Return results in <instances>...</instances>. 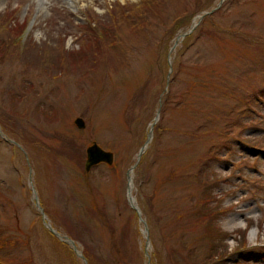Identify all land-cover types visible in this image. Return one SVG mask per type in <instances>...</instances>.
<instances>
[{
  "label": "rangeland",
  "instance_id": "1",
  "mask_svg": "<svg viewBox=\"0 0 264 264\" xmlns=\"http://www.w3.org/2000/svg\"><path fill=\"white\" fill-rule=\"evenodd\" d=\"M218 1L0 0L22 44L19 58L0 56L3 263L83 264L39 219L34 189L48 222L92 264H147V235L150 264H201L214 244L212 264H264V0H226L204 17L178 43L166 91L175 38ZM139 15L150 19L133 37ZM86 26L130 47L95 53ZM159 109L132 173L144 225L127 176ZM94 143L114 162L86 173ZM200 176L221 206L211 222L196 213L210 186Z\"/></svg>",
  "mask_w": 264,
  "mask_h": 264
},
{
  "label": "trees",
  "instance_id": "2",
  "mask_svg": "<svg viewBox=\"0 0 264 264\" xmlns=\"http://www.w3.org/2000/svg\"><path fill=\"white\" fill-rule=\"evenodd\" d=\"M213 16H211V18ZM0 17H1L0 34L8 36L9 38L12 37V40H10L9 42H5L4 44H2V46H0V56H1V58H3V57H7L8 54L13 53V54H15V56L20 57V53H21L20 49H21V45H22L21 42H19V40H18V38L20 36H14L11 32H9V30H8L9 22H4V16L3 15L0 16ZM182 18L183 17H181V19ZM137 19L138 20L134 19V21L138 22V26H137L138 29L137 28H132L131 29V32L134 33L133 37H138V36H140L142 34H145L144 33L145 29H146L145 22L149 21L150 18H148L147 16L139 15ZM161 19L164 20L165 17H163ZM125 20H126L125 22L128 21V19H126V18H125ZM142 21H144V23ZM139 26H144V28L141 29V27H139ZM86 27H87L86 31H89V34L86 33L87 37H86L85 40H89V43L95 42L94 47H93V45L90 44L87 49L93 47L95 49V51H94L95 53H97V52L100 53L101 51L103 53H105V50H103V49L107 48V49H110L111 51H113L116 54V56H118V55H121V53H125L123 45H127V46L130 47V45L128 44L130 42L123 43L124 41H126L125 36H123L121 38H115V37H113L114 34H110V32H107L105 34H103V32L98 33L94 29H92V28H90L88 26H86ZM117 30L120 31L121 30V26L117 27ZM110 44H112V46H110ZM97 60H98V58L96 57L95 58V62ZM95 65H99V67H102L104 69V67L102 65H100V64L90 65L89 69L93 70L94 67H97ZM109 66L110 65H106V67H109ZM252 111H253V108H252ZM252 113L253 112H251V115H252ZM251 142H252V140H251ZM257 143L260 145V142L257 141ZM203 171L208 172V170L206 168H203ZM200 178H201V176H200ZM212 181H213L212 179L211 180L210 179L204 180L205 184L206 183H212ZM211 189L212 188L210 186L208 188L204 189L203 190L204 194H203L202 200L199 203L196 204V208H197L196 209V213L197 214H203L205 216V218H208L209 222H211L212 219H214V213L218 212V211L215 210L217 207L214 208V206H213L215 198H214V200H212L213 199V195H212ZM220 208H221V206L218 209H220ZM212 238L213 239H217L218 235L217 234H213ZM216 248H217V244H214L211 247V249L209 251V254L201 261V264H212L211 262L216 260V258L219 259V256L217 257L215 255V253H214ZM85 255H86L87 259L89 260V264H92L89 255L86 254V253H85Z\"/></svg>",
  "mask_w": 264,
  "mask_h": 264
},
{
  "label": "water",
  "instance_id": "3",
  "mask_svg": "<svg viewBox=\"0 0 264 264\" xmlns=\"http://www.w3.org/2000/svg\"><path fill=\"white\" fill-rule=\"evenodd\" d=\"M224 2V0H221L219 6ZM197 26V24H194L191 29H190V32H192L194 30V28ZM186 34H184L183 36H185ZM77 124H79L80 127H84V123L82 120L78 119L77 121ZM152 139V134L149 135L148 137V140H147V143L146 145L141 149L139 155H138V160H140L146 146L148 145V143L151 141ZM102 162H106V163H109L111 164L113 162V155L111 153H107L105 151H103L100 147H98L97 145H94L92 147H90L88 149V160H87V163H86V170L89 171L93 166L95 165H98ZM51 232L61 238V235L56 232L51 226H49ZM67 242L69 244H71L73 246V248L77 251V247L75 245V242L71 239H67ZM82 258H84L83 256H81ZM147 257L148 254H147ZM85 260V259H84Z\"/></svg>",
  "mask_w": 264,
  "mask_h": 264
},
{
  "label": "bare ground",
  "instance_id": "4",
  "mask_svg": "<svg viewBox=\"0 0 264 264\" xmlns=\"http://www.w3.org/2000/svg\"><path fill=\"white\" fill-rule=\"evenodd\" d=\"M39 1H40L41 5H44V3L46 2V0H39ZM74 1L75 0H67V2L70 3L71 5ZM133 170H134V168H132L130 171V176H131L132 180H133V174H132ZM130 192L131 193L133 192V183L130 184ZM133 199H135V198L133 197ZM238 225H240V224L237 222V219H232L231 221H229L230 228L237 227ZM251 234L254 236L256 234V232L253 230ZM149 251H150V247H148V253H149Z\"/></svg>",
  "mask_w": 264,
  "mask_h": 264
}]
</instances>
